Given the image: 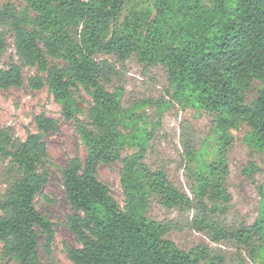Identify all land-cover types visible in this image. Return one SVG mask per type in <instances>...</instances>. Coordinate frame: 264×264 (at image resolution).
Here are the masks:
<instances>
[{"label": "trees", "instance_id": "trees-1", "mask_svg": "<svg viewBox=\"0 0 264 264\" xmlns=\"http://www.w3.org/2000/svg\"><path fill=\"white\" fill-rule=\"evenodd\" d=\"M19 7L0 4V60L13 38L15 56L0 67V88L22 87V65L47 72L46 84L61 117L73 122L85 152L61 172L65 198L72 210L67 228L80 245L67 248L72 264H224L225 257L209 247L179 249L167 235L181 226L204 233L212 243H233L252 260L264 251V183L258 187V215L251 225H228L230 195L226 187L229 134L240 123L249 128L245 144L264 151V0H20ZM123 11L126 15L122 17ZM47 56L64 66L49 65ZM99 56L124 63L134 56L166 74L169 100L144 99L123 105V89H107L117 76L115 66ZM257 81L255 98L244 92ZM91 99L87 119H79L74 91ZM174 103L212 115L213 159L207 162L189 138L182 140L184 164L191 177V197L176 188L163 169L151 170L142 160L154 127ZM155 108L157 120L148 131L144 112ZM38 133L24 141L0 131V156L9 159L7 187L0 196V242L17 264H43L40 236L47 253L53 224L38 212L36 198L46 183L48 155L43 137L53 135L57 121L39 116ZM210 140V139H209ZM133 156L121 159L126 147ZM121 161V209L108 187L97 178L99 165ZM194 167H191V164ZM252 164L245 174H252ZM181 214L192 212L185 225L158 222L148 216L151 203ZM1 264V263H0ZM236 264H241L237 262ZM260 264H264V261Z\"/></svg>", "mask_w": 264, "mask_h": 264}, {"label": "rangeland", "instance_id": "rangeland-1", "mask_svg": "<svg viewBox=\"0 0 264 264\" xmlns=\"http://www.w3.org/2000/svg\"><path fill=\"white\" fill-rule=\"evenodd\" d=\"M135 0H130L134 2ZM149 1V0H147ZM10 3L19 7L20 0H0V4ZM205 6H211V0H203ZM123 11L122 17L126 15ZM99 59H107L117 71L111 85L107 86L109 91L120 86L123 89V105L128 107L133 102L144 99L169 100L165 89L168 87L166 74L159 66L147 67L140 63L134 56L124 63L115 62L110 56H99ZM11 61L21 65L15 56L13 38L7 37V50L0 60V67L7 69ZM49 65L58 67L64 66L60 58L47 56ZM23 84L22 87L0 88V131L9 129L12 139L24 141L28 134L38 133L35 119L39 116L57 121V130L53 135L43 137V142L48 155L46 165V183L40 195L36 198L38 212L48 218L53 224V241L50 251L47 253L44 248L46 240L40 236L39 260L43 264H72L66 255L67 248H79L74 235L67 228V219L72 216V210L65 198L62 185L61 172L67 167L70 161L79 159L84 161L86 152L84 146L76 133L73 122L65 121L61 117L60 107L54 102L48 92L46 84L40 88L30 85V80L40 78L45 83L47 72H42L38 67L22 65ZM244 92V100L250 103L259 87L257 81ZM75 100L81 108L79 119L86 121L87 109L91 105L88 93L82 89L74 91ZM144 112L148 117V131H151V123L157 120L155 108L147 106L137 113ZM212 115L189 107H182L174 103L166 110L154 127L145 157L142 162L151 170L163 169L168 180L180 191L191 197V177L184 164V150L182 140L189 138L190 144L196 150L208 141L202 153L207 162L213 159L212 138ZM249 128L244 123L239 124L238 129L229 132L232 143L226 156L228 175L226 187L230 195V203L224 220L228 225H251L258 215L259 195L258 187L264 183V151L256 152L249 148L244 137ZM210 139V140H209ZM137 152L135 147H126L121 152V159L125 156H133ZM9 159L0 156V196L7 187V179L10 176L7 172ZM256 167L252 174H245V169L251 165ZM194 167L192 163L190 165ZM121 161L109 166L99 165L97 178L105 184L111 197L119 208H124V197L120 185ZM193 213L181 214L175 210H166L157 203H151L148 209V216L158 222L173 221L185 225ZM167 238L179 249L188 251L197 245L209 247L214 252L225 257L224 264H260L264 261V251L255 260L249 256L244 248H238L233 243H212L204 233H198L181 226L180 230H172ZM4 245L0 242V263L17 264L16 260L3 254Z\"/></svg>", "mask_w": 264, "mask_h": 264}]
</instances>
